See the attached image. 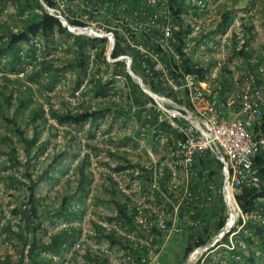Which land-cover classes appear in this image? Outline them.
I'll use <instances>...</instances> for the list:
<instances>
[{"label":"trees","instance_id":"obj_1","mask_svg":"<svg viewBox=\"0 0 264 264\" xmlns=\"http://www.w3.org/2000/svg\"><path fill=\"white\" fill-rule=\"evenodd\" d=\"M5 1L0 0V12L3 9ZM41 1L50 8L57 7L54 0H11L14 4L19 23L14 30L12 25H8V20L6 21L4 19L2 21L0 19V60L7 58L5 63L9 62L11 71L16 70L17 65L25 62L26 60L24 59L29 58V60H35L36 62L33 63L38 64V67L31 68L32 71L28 79L38 82L36 78L42 75L47 78L42 80L46 81L44 82L46 88H50L57 76V72L64 67L54 65L44 56L41 60H36L34 58L35 46L40 45L41 39H53L54 32L59 36L71 39V43L66 45L73 56L71 66L74 65L75 70L77 69L78 72L84 75L90 56L87 51H92V57H95L103 65V69H101L102 76L110 68L109 75H106V78L109 76H119L123 79V85L125 84L128 88L127 97L129 96L130 99V104L128 103V108H126L127 111H133L136 107L138 109L144 108L145 101L141 100V96L143 95L144 99L151 103V106L148 109L146 108L148 112L145 121L152 129H155V132L158 131V137L161 133H164L163 131L167 135L173 134L172 138H168L167 141L170 144V148L174 150V142L177 138L181 139L182 134L170 125L166 117H159L160 113L152 105V99L137 89V85L133 83L132 78L126 73L123 60L106 61L104 52L106 50L107 40L104 37L74 35L70 33L66 27L61 25L55 16L49 14L43 8ZM199 1L203 3L202 7H196L195 5H191L190 7L197 18L206 16L209 13L206 7L208 0ZM209 1L216 3L215 0ZM108 2L111 4H107ZM89 6L90 10L81 9L78 6L75 9L81 12L89 11V13L90 11L97 13L101 9L100 15L103 21L112 24V27H108L109 29L119 27L124 31L121 32L111 29L114 42L109 56L115 59L122 54L129 55L131 58V71L141 77L142 82L154 93H162L164 91L160 87L159 73L156 71H152L151 74L145 73L144 70L146 68L150 71L153 61L149 56H144L136 49L137 36L131 34V29L128 25L124 23L119 24L117 22L118 20L127 17V21L132 22L135 15L140 16L144 12L145 16H152L151 13H153L156 15L154 22L163 23L166 19L158 11L167 9L169 12L167 20L171 25L172 37L174 39V42H170L173 50L182 53L185 44L184 38L187 41L192 40L193 44L189 51L191 56L196 48L206 46L208 42L212 41V37L217 32L223 31L232 22L233 18L227 5L225 3L219 4L215 7L216 9L213 8L214 14L212 21L209 23L210 28L206 31L199 32L198 36L187 37L192 28L185 22L184 15L188 7L183 0H152L151 2H147L146 0H126L122 3L121 8L118 7L120 4L117 0H91ZM26 9L29 12L23 16V11ZM34 9H38L39 12H33ZM67 10L69 9L67 8ZM219 11L220 16L216 18L214 15ZM62 13L64 15V12ZM65 18L71 25H84V22L80 23L74 17L65 16ZM125 32H127L126 37L123 36ZM240 33L244 39L242 49L234 53L247 58L251 56L254 50L258 52L256 55L258 58L257 62L262 63L264 60V46L260 45L259 47H254V49L251 47L247 51L244 50V47L248 48L252 35L256 36L252 25H246L241 22ZM138 38H140V41L144 45H150L152 51L157 54V58L161 59L170 71L176 69L173 58L163 51L161 42L159 41L160 32L157 28L149 27L141 30ZM232 39L233 36L231 37ZM130 42H134L133 47L130 45ZM232 47L234 48L235 45L233 44ZM259 48L261 49L259 50ZM190 56L185 57L183 60V72L195 75L199 81L206 80L205 76L208 74L207 68L199 63L198 59L200 57L193 55L198 57L194 63L190 60ZM246 60L244 64H247L248 69L253 72L256 62L252 65L248 58ZM206 66H209V64H206ZM101 75H94L93 81H90L92 85L89 91L93 98L102 99L111 90L112 79L103 81ZM0 79V123H3L6 130H8L2 133L0 132V152L5 155L6 162V165L2 163L3 169L0 170V180L7 183L9 188L19 190L13 206L9 209V215H6L5 210L2 209L0 204V243L2 241H16L17 243L16 257H12L8 253L1 254L0 264H50L53 261V257L60 256L62 249L67 245H72L74 240L78 238L79 228L68 224L54 233H48L43 227L42 222L45 218L49 217V212L45 208L40 209L41 198L36 194L38 184L44 178L52 176L50 171L58 164L59 159L65 154V151L54 155L46 167L42 169V172L34 175L32 174L34 165L31 162V158L36 157L44 149V142L38 141V138L48 118L58 125L80 126L86 121L93 122L96 120L101 114V111L92 109L89 105L82 103L79 108L74 110L64 105L60 109H56L49 104L47 113H45L41 103L33 99L31 95L32 88L30 86H18L19 79L17 77L11 79L5 74H1ZM79 85L80 82H76L75 89ZM168 94L173 96V98L175 97V92H172L170 87ZM139 112H135L138 119ZM259 119V122L254 125V131L257 130L260 134H264V112L261 113ZM172 120L178 126L183 124L181 119L174 118ZM48 126L52 127L50 124ZM28 131H30L29 134ZM155 134H152V136ZM158 137H156V140H158ZM17 142L20 143L21 148H18L16 145ZM33 148L34 150H32ZM18 149L23 152V160L19 157ZM87 162L88 160L85 156L77 165L76 172L78 177L75 189L72 194L62 198L61 205L57 210V213L63 215L65 220H73L74 218L82 216V209L77 206H72L71 208L69 201L70 199L81 200L88 192V188L85 187L89 182L86 176L88 172L84 169ZM252 164L259 178L258 187H243L234 195L235 203L241 214L245 215L246 220L242 222V218L239 216L234 226L224 233L220 240L214 244V246L221 244L227 245V248H220L221 252L227 253V261L224 262L221 259L212 261L211 259L205 258L203 260H196L193 264H264V153L262 151L257 152ZM125 165L130 168L137 167L140 170V175L137 178H139L141 183V191L146 196L145 202L150 203L149 206H145L142 203L139 205V208L144 212L146 221L151 222V226L142 229L137 227L135 222V215L137 214L135 201L125 196L120 189L116 188V182L110 175H107V181L110 185V197L107 202L112 204L114 210L112 215L105 217V220L107 224L114 222V225H108L106 227L101 223L93 222V234L105 241L109 246H116L122 249L126 255L130 256L132 260L126 262V264H146L145 257L150 249L146 245L138 242V239H149L150 243L156 244L166 233V230L155 226L156 214L152 211L150 204L157 203L161 197L160 192L166 191L165 181L169 179L170 173L165 167L158 174L155 167L158 163H150L148 166H143L139 163L130 164L129 160H127L125 161ZM125 165L114 167V170H120L126 167ZM7 167L13 169L7 173L5 172ZM20 167L21 171L17 173ZM193 167L194 172L187 174V179L191 185L190 190H195L202 184L213 182V189L210 192L212 205L206 216L200 214V212L192 215L193 218H204V224H199L193 228V233H189L185 238L186 243L181 249L180 261H184L187 254L198 245L208 243L211 237L222 229L225 220V208L221 195L218 194L215 201L213 197L221 184L219 163L210 153H206L204 156L195 159ZM3 171L4 173L1 174ZM153 181L155 182V186H152ZM147 195H150L151 198L147 199ZM166 205L171 209L169 204ZM231 208L234 210L233 207ZM181 209L183 211L184 207ZM178 216H181L180 212H178ZM11 218H15L14 223L11 222ZM229 222L230 218L228 219L227 227ZM166 224H169V222ZM231 233L233 234L229 239ZM152 250L153 252L157 251L156 248ZM79 264L114 263L109 261L106 256L86 249L83 252V257Z\"/></svg>","mask_w":264,"mask_h":264},{"label":"rangeland","instance_id":"obj_2","mask_svg":"<svg viewBox=\"0 0 264 264\" xmlns=\"http://www.w3.org/2000/svg\"><path fill=\"white\" fill-rule=\"evenodd\" d=\"M54 1L56 2L59 11L66 12L68 16L71 17L76 16L78 22H84V24L87 27H90L93 31L104 33L109 30L108 27H112V24L103 21L102 16L100 15L101 9L97 13L92 11H90V13L89 11L81 12L75 9L78 6L79 0ZM215 1V7L219 4L221 5L225 3L233 15V19L240 17L239 20L236 19L238 23L243 22L246 25H252L256 34V46H264V0ZM67 8L69 10H67ZM28 12L27 9L24 10L23 16ZM33 12L37 13L39 10L34 9ZM219 14L220 11L214 16L219 18ZM0 19L2 21L4 19L6 21L8 20V25H12L13 29H16L19 19L16 17V10L14 9V4L11 0H6L4 2L3 9L0 12ZM115 31H120V29H115ZM70 33L74 35H84L79 34L76 30ZM91 35L92 34H88L87 36ZM70 43L71 39L59 36L54 32L53 39H41L40 45L35 46L34 58L36 60H41L44 56L54 65L64 67L57 72V76L50 88H46L44 84L46 81L42 80L47 78L42 75L41 77L36 78L38 82L28 79V76L32 71L31 68L38 67V64L33 63L36 61L30 59L31 62H29V58L24 59L26 60L25 62L16 66L17 71H11L9 62L5 63L7 58L0 60V75L5 74L11 79L17 77L19 79L18 86H30L32 88L31 95L33 99L41 103L45 113H47L46 111L49 104L56 109H60L64 105L74 110L79 108L82 103L84 105H89L92 109L101 111V114L96 120L93 122L86 121L80 126L58 125L48 118L47 123L44 125L38 138V141L44 142V149L36 157L31 158V162L34 165V171L32 174L34 175L42 172V169L46 167L54 155L61 151H65V154L59 159L58 164H56L53 170L50 171L52 176L44 178L38 184L36 187V194L41 198L40 209L45 208L46 211L49 212V217L45 218L42 222L43 227L48 233H54L61 227H65L69 224L79 228V236L74 240L72 245H67L62 249L60 256L53 257V261L50 264H79L83 257V252L86 249L99 255L102 254L106 256L109 261L115 264H124L123 253L120 248L109 246L101 238H98L97 235L93 234V222L101 223L106 227H108V225H114V222L107 224L105 220V217L112 215L114 210L112 204L107 202L110 197V185L107 181V175H110L116 182V188L132 195L133 199L142 202L145 206H149L150 202H145V194L142 191L137 193V190H135V187L132 185V181L129 180L126 171L130 169V167L125 165V161L129 160L130 164L146 163V165L153 162L168 163L172 158L170 155V144L167 139L172 138L173 134L167 135L166 132L163 131L164 133H161L158 137V131L155 132V129H152L146 123L147 109L151 106V103L144 99L143 94L141 100L145 101L144 108L138 109L136 107L133 111L126 110L130 104V99L129 96L127 97L128 88L125 84L123 85V79L119 76H109L106 78V75H109L110 68L107 70V73L102 76L101 69H103V65L100 64L95 57H92V51H87L90 56L85 69V74L83 75L78 72L77 69L75 70L73 67L74 65L71 66L73 56L66 46ZM106 48H108V44L106 45ZM41 49L45 50L41 51ZM260 49L261 48H259V50ZM106 54L105 50V59L110 62L111 60L106 58ZM257 54L258 52L253 50L252 57H256ZM95 60H97V62H95ZM232 60L235 59L233 58ZM94 75H101L103 81L112 79L111 90H109L107 96L102 99L93 98L89 91V88L92 85L90 81H93ZM76 82H80L77 89H75ZM133 83L137 85L135 81H133ZM137 89L141 91L138 85ZM152 105L155 106L154 103ZM136 111H140L139 119L135 115ZM46 117L48 116L46 115ZM159 117L162 118L160 115ZM227 118H230V116L228 115ZM167 120L169 121L170 118H167ZM49 124L52 127H49ZM172 126L176 129L178 128V125L175 123ZM4 131L8 130H6L3 123H0V132L2 133ZM29 133L30 131H28V134ZM152 134L155 135L152 136ZM156 137H158V140H156ZM16 145L18 148H21L19 142H17ZM32 150H34V148ZM18 153L20 159L23 160V152L18 149ZM85 156L88 160L87 164L84 166L85 171L88 172L86 176L89 179V182L85 186L88 188V192L81 200L70 199L69 201L71 208L72 206H77L82 209V216L74 218L73 220H65L63 215L57 213V210L61 205L62 198L73 193L78 177L76 172L77 165ZM173 158L178 159L179 154L177 157L174 156ZM0 162V170H2V163H4L3 165H6V162L5 155L1 152ZM124 165L126 167L120 170H114V167ZM11 169L13 168L7 167L5 172L8 173ZM20 171L21 167L18 168L17 173ZM176 172L178 173V179L184 182L186 176L183 169L178 168ZM3 173L4 171L1 172V174ZM188 187H191V185ZM18 192L19 190L9 188L7 183L0 180V204L2 209L5 210L6 215H9V209L13 206ZM218 194V191L214 193V201L217 199ZM149 198H151V196L147 195V199ZM150 207H152L151 209L155 212L156 217L159 215L165 223L169 222L170 224L171 222H174V225L166 232V235H163L164 237H162L161 240H158V243L156 244L150 243L149 239H139L142 244L150 249L147 254L150 258L149 264H154L155 262L159 264H184L185 261H180L179 258L181 255V249L186 243L185 238L189 233H193V228L199 224H204V218H193L188 211H182L181 208H179L173 215L170 211L171 209H169L167 205L162 206L159 199L157 203H151ZM209 208L204 212H200V214L206 216ZM178 212L181 213V216H178ZM77 213L80 212L78 211ZM224 214H226L225 209ZM14 220L15 218H11L12 223H14ZM244 220H246L245 217L242 218V222H244ZM232 234L233 233L229 235V239ZM43 238L45 239V237ZM213 238L214 236L211 237V240H213ZM210 241L208 242L209 244ZM213 246L214 245L203 252V255L200 256V260L208 258L212 261L219 259L224 262L227 261V253L221 252L220 250L222 247L227 248V245L221 244ZM154 248H156L157 251L153 252L152 249ZM16 249V241H2V243H0V255L8 253L12 257H16ZM24 252L26 251L24 250ZM189 254L190 252L187 256ZM197 254H199V252ZM187 256L185 258L186 260Z\"/></svg>","mask_w":264,"mask_h":264},{"label":"built area","instance_id":"obj_3","mask_svg":"<svg viewBox=\"0 0 264 264\" xmlns=\"http://www.w3.org/2000/svg\"><path fill=\"white\" fill-rule=\"evenodd\" d=\"M90 1L91 0H79V8L90 10ZM124 1L126 0H117L120 4L118 7L121 8ZM146 1L151 2L152 0ZM183 1L188 7L184 15L185 22L192 28L187 37L194 35L198 36L199 32L209 29V23L213 19V8L215 7V3L208 0L206 7L209 13L206 16L204 15L197 18L190 7L191 5L202 7L203 3L199 0ZM107 4L110 5L111 3L108 2ZM46 11L55 16L59 21H67L65 16L71 17L68 16L66 12H64L63 15V11H59L57 7H49V10ZM158 13L166 19L163 23L154 22L156 15L151 13L152 16H145L144 12H142L140 16L135 15L132 22L127 21V17L115 21L119 22V24L124 23L128 25L131 29V34L137 36L136 49L144 56H149L153 61L150 71L148 68L144 71L147 74H151L152 71L158 72L160 87H162L164 91L162 93L152 92L149 87L142 82V78L136 74V77H133L132 80L136 83L139 81V88L141 91L152 99L156 111L160 113V116L170 118L168 122L171 126L174 124L172 120L174 118L181 119L183 123L177 128L182 134V138H177L174 142V150H170L172 159L166 164L155 162L158 163V165L155 166L158 174H160L165 167L170 173L169 179L165 181L166 191L160 192L161 197L159 200L162 206L169 204L171 207L170 211L173 215L182 207H184V211H188L191 215L206 211L212 204L210 192L213 189V182L202 184L195 190H190V187H188L190 183L187 179V174L194 172L193 163L195 159L204 156L206 153H210L220 165L221 184L218 188V192L222 197L226 213L224 225L222 229L214 235L210 244L204 243L198 245L187 256V260H184V264H193L196 260L200 259L204 251L209 247L211 248L212 245L220 240L224 233L234 226L239 216L241 218L245 217V215L241 214L235 203V193H238L243 187H258L259 185V178L252 162L257 152L262 151L264 153V134H260L257 130L254 131V125L259 122V117L261 113L264 112V60L262 63L257 62L258 58L252 57V54L247 57L252 65L256 62L255 70L251 72L248 69V65L244 64L247 58L234 53L242 49V43L244 41L240 33L241 22L239 21L240 23H238V21H236V19L239 20L240 17L236 19L232 18V22L229 23L223 31L217 32L212 37V41L208 42L206 46H199L196 48L190 56L189 51L191 50L193 41H187L184 38L185 44L182 53L175 52L170 44V42H174V39L172 37L171 25L167 20L169 12L167 9H163L158 11ZM74 19H76V16ZM61 25L65 27V24ZM68 27L69 29H67V31L69 32L76 30L79 34L85 35L88 33L92 34L91 36L94 37L103 35L102 38L104 37L107 40L106 45L108 44V48H106V58L111 60L110 62L123 60L126 73L131 70V58L129 55L122 54L112 59L109 56L110 52L108 54V49H112L114 42L111 29H120L121 32H124L121 28L113 27L107 32L100 33L93 31L85 24H69ZM149 27H155L159 30V41L161 42L163 51L173 58L175 70L170 71L167 65L162 62L161 59L157 58V54L152 51L150 45H144L140 41V38H138L141 30ZM123 36L126 37L127 32H125ZM232 36L233 39L231 40ZM233 44L235 45L234 48L232 47ZM130 45L133 47L134 42H130ZM255 46L256 36L252 35L248 48L244 47V50L247 51L249 48L251 49V47ZM193 55H197L200 59ZM187 56H190V60L194 63L198 59L199 63L207 68L208 74L205 76L206 80L199 81L195 75L183 72V60ZM233 58L235 60H232ZM206 64H209V66H206ZM169 87L172 92H175L174 98L168 94ZM228 115L230 118H227ZM178 154L179 158L174 159L173 157H177ZM152 164H154V162ZM140 165L148 166L149 164L146 165L145 163ZM178 168H182L185 173L186 178L184 182L178 179V173L176 172ZM126 172L135 190L139 193L142 188L140 180L137 178V176L140 175V170L137 167H133ZM152 186H155L154 181L152 182ZM202 188L207 191L204 189L201 190ZM123 193L136 203L137 214L135 215V222L137 227L141 229L149 228L151 223L146 221L144 212L139 208L142 202L136 201L130 194ZM230 207H233L236 212L231 226L226 228L225 226ZM173 225L174 222L168 225L157 215L155 220V226L157 228L166 230L167 232ZM138 242H140L139 239ZM121 251L123 253L124 264L130 262L132 258L126 255L122 249ZM198 252L199 254H197ZM145 258L147 261L146 264H149V256L147 255ZM154 264L159 263L155 262Z\"/></svg>","mask_w":264,"mask_h":264},{"label":"water","instance_id":"obj_4","mask_svg":"<svg viewBox=\"0 0 264 264\" xmlns=\"http://www.w3.org/2000/svg\"><path fill=\"white\" fill-rule=\"evenodd\" d=\"M41 5L43 6L44 9L49 10V7L46 6L42 1H41ZM60 21H61V24H65L66 29H69V27H68L69 24H68L67 21H65V20H60ZM102 36H103V35H100V37H102ZM110 50H111V49H108V54H109ZM127 74H128L131 78L136 77V75L133 74V73L131 72V70H129V72H127ZM137 84H138V86L140 87L139 81H137Z\"/></svg>","mask_w":264,"mask_h":264},{"label":"bare ground","instance_id":"obj_5","mask_svg":"<svg viewBox=\"0 0 264 264\" xmlns=\"http://www.w3.org/2000/svg\"><path fill=\"white\" fill-rule=\"evenodd\" d=\"M72 30H75V29H73V28H71ZM134 79H136V78H134ZM235 212L236 211H234V210H232V208L230 207V209H229V216H228V219L230 218V222H229V225H231V223L233 222V218L235 217ZM228 219H227V223H226V228H227V224H228ZM229 225H228V227H229Z\"/></svg>","mask_w":264,"mask_h":264},{"label":"clouds","instance_id":"obj_6","mask_svg":"<svg viewBox=\"0 0 264 264\" xmlns=\"http://www.w3.org/2000/svg\"><path fill=\"white\" fill-rule=\"evenodd\" d=\"M71 25V24H70Z\"/></svg>","mask_w":264,"mask_h":264}]
</instances>
